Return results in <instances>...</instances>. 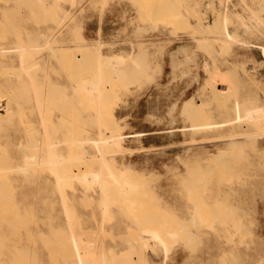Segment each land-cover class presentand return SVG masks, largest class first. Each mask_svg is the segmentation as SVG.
Returning <instances> with one entry per match:
<instances>
[{"label":"rangeland","instance_id":"rangeland-1","mask_svg":"<svg viewBox=\"0 0 264 264\" xmlns=\"http://www.w3.org/2000/svg\"><path fill=\"white\" fill-rule=\"evenodd\" d=\"M77 1L0 0V48H11L0 53V102L9 108L6 114L0 111V227L13 216L19 225L12 233L5 230V236L0 233V264L76 263L50 172L34 162L23 166L18 150L21 143L28 157L38 158L48 142L62 146L64 173L87 175L86 180L70 179L64 189L73 228L94 243H81L83 264H264V122L262 128L260 122L229 123L195 135L184 129L231 120L236 109L242 114L253 103L264 109V6L246 0L263 25L250 22L248 30L233 20L230 30L239 42L229 43L218 39L224 38L217 20L221 0ZM184 44L197 69L172 79L167 53ZM126 51H134L139 61L136 69L129 65L133 77L98 64L106 55ZM19 55L42 91L46 139L26 77L15 74ZM77 60L82 65L71 68ZM97 69L100 98L75 89L81 80H95ZM217 75L233 84L231 101L223 103L215 95L217 84L210 78ZM154 92L162 100L152 99ZM172 97L180 100L175 121L163 114ZM181 102L193 104L196 117L185 120ZM152 106L165 115L163 121ZM149 111L152 118L157 114L152 122ZM112 129L142 136L127 138L122 150L108 147L105 165L87 159L86 136L106 137ZM100 166L135 186L126 200L125 195L110 196L104 217L94 193L97 184L88 177V170ZM108 179L104 176V183ZM23 250L26 254L18 256Z\"/></svg>","mask_w":264,"mask_h":264},{"label":"bare ground","instance_id":"bare-ground-1","mask_svg":"<svg viewBox=\"0 0 264 264\" xmlns=\"http://www.w3.org/2000/svg\"><path fill=\"white\" fill-rule=\"evenodd\" d=\"M221 1L223 2V4H222L223 5V8H222L221 14L219 15V17H218L217 20H219L220 24L222 25V34H223V37L224 38H221L220 39V37L218 38V36H216V37H214V40H215V38H218L219 40H224L225 39V41L226 42H229V43H235L237 41V36L230 30V25H231L230 23L233 20H236V21L240 22L248 30H250V24H249L250 22L251 23H254L256 26H259V27H261L263 25V19L260 18V16L253 10L252 5L251 4H248L246 0H221ZM255 1L257 2V4L259 5L260 8L264 6V0H255ZM77 3H79V1L76 0V4ZM70 12H71V10H70ZM67 14H68V11L65 10L64 11V16L61 17L62 21L66 18ZM214 15H216V14H214ZM205 22H207V21H205ZM203 23H204V21H203ZM200 25H202V23L201 24H198V26H200ZM204 28H206V27H204ZM205 30H207V29H205ZM237 42H239V41H237ZM243 44L249 46V43H247V42H243ZM97 46H98V43H97ZM262 46L264 47V44H262ZM100 47H101V45H100ZM263 47H262V49H263ZM8 48H6V49H8ZM6 49L4 47L3 48H0V53L6 52L5 51ZM9 49H11V48H9ZM24 49H26V48H24ZM20 50H22V49H20ZM20 53H22V52L20 51ZM167 54H168L167 63H168V65H170V74H171L170 77L172 79H176L178 76H184L185 74H187L189 71H191L194 68L197 69V67H196L197 66L196 62L197 61L195 59V56H194L193 52L190 50V46L189 45H186V44L180 45L174 51H172L170 53H167ZM95 56L98 59L99 56H97L96 54H95ZM20 58H21V55L18 56V66H17V68L15 70V74L18 77L20 75H23V76L26 77L25 87H26V89H28L30 91V93H31V99H33V101L35 102L36 114H37L36 115V118H37V122H38V128H39V131L42 134L43 138L46 139L48 137V134H47V122H46V120L44 119V116H43V111L44 110H43V104H42V100H41V98H42V91H41L40 87L37 85V83L35 82V80L33 79L32 75L30 73V67L24 66L22 64ZM78 58H80V57H78ZM82 58H83V56H82ZM73 59H76V58H73ZM99 60H100V58H99ZM101 63L105 67L106 66H112V67H115V69L117 68V69L123 71L124 72L123 77L125 76V78L126 77L129 78L130 76L133 77L134 76V72H135V70H133V69L134 68L136 69L139 66L138 65L139 64V61L134 56V51H126L125 53L106 55L105 58H104V60H102V62H101V60H100V62H98V64H101ZM72 64H71V68H77V67H79V66L82 65V64L80 65V62L78 60L72 62ZM129 65H131L132 67H134V68H132V71L129 69ZM97 68L99 69V65H97ZM112 69H114V68H112ZM99 71L100 70L97 71V78L95 80H89L88 79V80H86L84 82H83V80H81L79 82V86L76 85L77 87L75 89L79 88V89L83 90V92L86 95L89 94L90 96H93L95 98H100L101 97V94H102V88L103 87L99 83ZM192 80H193V78H192ZM174 81H176V80H174ZM210 81L213 84H217V85H215V86H217L216 87V92L217 93L215 92L216 94L215 93L214 94L217 95V98L219 97L221 99V101L224 100L225 98L230 99L228 97L231 95V93L233 91H234V94H235L234 86L231 83V81H230V84H228L227 83V80L224 79V81H223V79L219 75H217L215 77L212 76L210 78ZM183 83H184V81H183ZM185 83H187V82H185ZM191 83H192V81H191ZM171 86L172 85H170V87ZM73 87H75V86H73ZM186 87H188V86H185V88ZM162 90H164V89H162ZM172 90H175V89L173 88ZM157 91L159 92V88H158ZM73 92H76V91H74V89H73ZM172 92L174 93L175 91H172ZM154 93H155V96H154L155 98H152V97L151 98L152 99L160 100L161 97L158 96L159 93L157 94V97L159 99L156 97V92H154ZM72 94H74V93H72ZM166 94L167 93H165L164 95H166ZM150 96H152V95H150ZM150 96H149V98H150ZM171 96H172V94H171ZM249 96H251V95H249ZM176 98H177V95H176ZM219 98H218V100H219ZM252 99L253 98H251L250 100H252ZM256 99H257V97H256ZM149 100L150 99L147 100L148 101L147 103H149L151 101V100L150 101ZM163 100L165 101V99H163ZM172 100H174V98ZM153 101H156V100H153ZM179 101H180L179 99H176L173 102H171V104L169 106V109L167 110V113H163V114H167V117L168 118H171V121H175V111L177 110V108H179V104H178ZM230 101H231V99H230ZM239 101H240V99H239ZM239 101L236 102V100H235L236 104H238V103L241 102V101L240 102ZM159 102H161V101H158V102L156 101L157 104ZM165 102L167 103V101H165ZM169 103H170V101H169ZM248 103L249 102H247V104ZM152 104H153V102H152ZM154 104H155V102H154ZM181 104H182L181 105L182 106L181 108H183L184 117H185L184 119L185 120L190 115H193V116L196 117V113H195L196 111H194L195 107H194L193 104H190V102H185V103L184 102H181ZM253 104H255V103H253ZM257 104H259V103H257ZM160 105L161 104H159V108H161ZM239 105L241 107L242 105L244 106L245 104L243 102V104H239ZM249 105H251V104H249ZM252 105L250 106L251 108L248 107V109H246L244 111V113L241 112L242 114H238L240 112L239 111V108H238V111L236 109V113L237 114L236 115L233 114V117L234 118L231 119V120L227 119V121L224 120L225 122L222 121V123H217L218 122L217 121L216 123H206L205 122V124H191L189 126L184 127V129L187 130V128H188L190 130V132H191V135H195V134L199 133L200 131L202 133V130H205V129H212V128H216V127H218V128L225 127V125H229V123L230 124L233 123V125H232V127H233L234 126V123H239V124L240 123H247V124H249V126H256L260 122L259 126L258 125L257 126L259 128H262L260 125H262L261 122L262 123L264 122L263 121V119H264V109L262 107H260L261 105L259 107L258 106H256V107L254 106L253 107ZM164 106H165V104L162 106V108ZM232 106H233V104H232ZM235 106H233V107H235ZM0 108H2V110H0V111H4L5 114L8 113V111H9V108H8V106H7L6 103L5 104H3V103L1 104V102H0ZM153 108L154 107L152 106V108H150V109L153 111L154 109H156L158 107H156L154 109ZM156 110L158 111L159 109H156ZM191 110H193V111H191ZM230 111L233 112V109H230V106H229V113H230ZM149 113H150V111H149ZM153 113H154V111H153ZM158 114L161 115L160 118L162 119V116H163L162 113H159V111H158ZM146 115H147V112H146ZM149 115H151V113ZM152 115L150 116L151 118H152ZM156 116H157V114H156ZM156 116H153V118L154 117L156 118ZM153 118L151 119V122L153 121ZM229 118H231V117H229ZM161 119H160V121H161ZM166 120H165V122H166ZM162 121H163V119H162ZM248 128H251V127H248ZM184 129H182V130H184ZM227 129H228V127H227ZM173 130H174V128H173ZM224 130L226 131V129H224ZM231 130H232V128H231ZM231 132H234L235 133V130H232ZM167 133H169V131ZM203 133H204V131H203ZM226 133H227V131H226ZM143 134H145V133H143ZM221 134H219V136L222 138ZM238 135H234V136H237L238 139L239 138L241 139L242 135H240L239 137H238ZM140 136H142V133H138L136 135L135 134L134 135H131V134L125 135V134L121 133L120 131H118L116 129H112L111 132L109 134H107L106 137H103L101 135V133H99L97 137H92L91 135H88V136H86V139L84 140L86 142V144H83V145H87V150L89 149V151H90V152H88L89 153L88 154L89 157H87V159L88 158L94 159V160H96L99 163V165L100 164L101 165H105L106 164L105 161L107 159H105L104 156H105V153H106V149L108 147H112L113 149H116V150H122V148H123V144L122 143L125 142V140H127V138L140 137ZM243 136H244V134H243ZM233 138H231V139H233ZM237 138H234L235 141H236ZM245 138H246V136H245ZM215 139H219L218 141L224 140V139L220 140L219 137L218 138H215ZM243 139L244 138L242 137V140ZM198 141L200 142L201 140L196 139V138H192L191 139V142H193V143H196ZM204 141H206V140H204ZM218 141H216V142H218ZM225 141H227V140H225ZM230 141H232V140H230ZM232 145H234V143H232ZM235 145H237V144H235ZM18 150L24 156L23 159L21 160L23 166H26L27 167V166H29L28 164L30 162L31 163L34 162L36 164V166H37L38 169H40V170L46 169L47 171L50 172V174H51V179L50 180H51V185H52V188H53L52 191L54 193H56V195L58 196V200H59V203L61 205V208H62L63 212L65 213V217L67 218V223L65 225L66 226V229H67V232H68L67 245H69V247L71 249V252L73 253V256L75 257V262H76L75 264H83L82 257H81V252H80V250H81L80 249L81 248L80 246L82 245L81 243L84 242L88 246H93L94 243H92V238L89 236V234L82 233V232L78 231L77 229H74L73 228L72 221L69 220V210H68V208H69V202L70 201L68 200L64 189H65V186L67 185V182L70 179L71 180H74L75 178H77V179H81V180H86L87 175L86 174H82L80 176H76V174H73V173L66 174V173H64L62 171L63 168L61 166V163H62L63 160H66V158H65V156L62 153L63 148L60 145V143H55V142H53V143H49V142L46 143L41 148L43 155L41 157L34 158V159L27 156V154L24 151V145L23 144L20 143L18 145ZM218 154H219V152H218ZM218 154H217V156H218ZM103 167L100 166L96 170L95 169L88 170V177L90 176L91 177V180L95 184H97V187L94 189V193L97 194V196H98V198L100 200L99 210L101 211L102 217L106 216L107 213H108V209H109V206H110L109 199L111 198L110 196H116L117 197V196L125 195L124 196V199L126 200V199H128V196H129L128 192L133 191L134 190V187H135L132 184H130L129 181L119 180V178H117L111 172V170H109V169H108V172H104V168ZM104 176H106L107 178L108 177L110 178V179H108L109 181H106V183H104V181H103V177ZM115 192H117L116 194H118V195H115L114 194ZM111 193H112V195H111ZM117 198H119V197H117ZM182 212H184V211H182ZM188 213H191V212L188 211ZM185 214L188 215L187 213H185ZM3 215H4V211L2 209H0V219L3 217ZM175 218H177V217H175ZM179 221H181V219ZM185 222H183L184 225H186ZM2 223L4 225L0 227V233L2 231H4V234H3L4 236H5V230L7 231V233L8 232L9 233H12L19 226L18 225V217L17 216L10 217L9 222H7V223H4V222H2ZM181 224H182V222H181ZM181 224H180V226H181ZM185 229H186V227H185ZM150 233H151V236L154 239L161 238L160 235H158L156 232H150ZM160 241H161V239H160ZM24 254H26V250L19 251V253L17 255L18 256H20V255L22 256Z\"/></svg>","mask_w":264,"mask_h":264}]
</instances>
